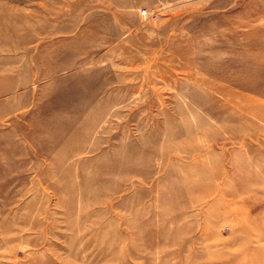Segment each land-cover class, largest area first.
<instances>
[{
    "label": "rangeland",
    "instance_id": "obj_1",
    "mask_svg": "<svg viewBox=\"0 0 264 264\" xmlns=\"http://www.w3.org/2000/svg\"><path fill=\"white\" fill-rule=\"evenodd\" d=\"M8 87L0 264H264V0H0Z\"/></svg>",
    "mask_w": 264,
    "mask_h": 264
},
{
    "label": "bare ground",
    "instance_id": "obj_2",
    "mask_svg": "<svg viewBox=\"0 0 264 264\" xmlns=\"http://www.w3.org/2000/svg\"><path fill=\"white\" fill-rule=\"evenodd\" d=\"M11 90V87H8V88H3V90L2 89H0V93L1 92H3V91H10ZM116 102V101H115ZM195 190V189H194ZM250 218V217H249ZM250 220V219H249ZM258 226V225H257ZM254 233H258L259 232V230L257 229V228H254L253 230H252ZM263 233V232H262ZM236 242V241H235ZM238 248H244V244H241V245H239L238 244V246H237ZM229 260L231 261V262H233V263H235V264H253V263H249V261H246V262H242L240 259H238V257H230L229 258Z\"/></svg>",
    "mask_w": 264,
    "mask_h": 264
},
{
    "label": "built area",
    "instance_id": "obj_3",
    "mask_svg": "<svg viewBox=\"0 0 264 264\" xmlns=\"http://www.w3.org/2000/svg\"><path fill=\"white\" fill-rule=\"evenodd\" d=\"M142 14H143V15H150V14H151V12H150V11H148V10H145V11L143 10Z\"/></svg>",
    "mask_w": 264,
    "mask_h": 264
}]
</instances>
